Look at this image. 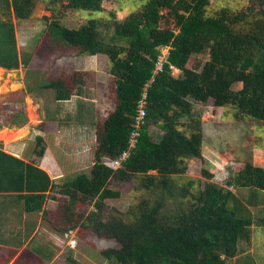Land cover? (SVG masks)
<instances>
[{
    "label": "trees",
    "instance_id": "1",
    "mask_svg": "<svg viewBox=\"0 0 264 264\" xmlns=\"http://www.w3.org/2000/svg\"><path fill=\"white\" fill-rule=\"evenodd\" d=\"M104 1L0 0V11H12L18 20L31 19L38 4H45L58 18L49 25L53 41L80 56L107 55L111 62L114 108L103 121H95L92 107L80 105L77 119L96 131L95 162L89 174L61 183L67 197L55 196L59 209L54 230L66 234L78 229L87 240L94 235L107 241L101 258L115 264H259L246 252L254 232H264V167L249 161L223 184L204 168L198 190L187 173L190 160L203 159L206 142L194 103L230 106L236 121L264 126V0H251L238 10L223 7L214 15L208 14L212 0H140V8L123 20L111 11L109 19L93 17L78 28L62 24L63 11L101 14ZM166 47L170 50L163 70L154 74ZM200 55L205 61L189 67ZM28 61L19 53L16 25L0 16V67L16 70ZM86 82V73L74 71L68 78L45 82L43 88L63 102L74 94L81 97ZM10 95L14 98L8 103L24 99L22 91ZM141 101L146 116L136 128ZM0 119L17 127L27 121L18 109L4 106ZM152 126L162 133L152 134ZM136 130L139 136L129 158L117 169L109 166L105 158L118 160ZM44 142L37 136L39 160L47 151ZM133 181L146 193L143 199L126 213L111 211L107 200L122 195L113 186ZM54 184L59 183L37 162L0 149V192L26 193L22 198L27 212L42 210L45 193ZM174 200L177 207L168 208Z\"/></svg>",
    "mask_w": 264,
    "mask_h": 264
},
{
    "label": "rangeland",
    "instance_id": "2",
    "mask_svg": "<svg viewBox=\"0 0 264 264\" xmlns=\"http://www.w3.org/2000/svg\"><path fill=\"white\" fill-rule=\"evenodd\" d=\"M250 1L212 0L208 14L214 15L223 7L238 10ZM141 5L140 0H106L101 14L92 13L91 16L90 12L86 11L65 10L61 22L69 28H78L93 17L109 19L111 11H115L118 18L123 20ZM52 14L45 9L43 3L38 4L29 20H18L12 11L9 14L4 13L3 9L0 11L2 19L11 20L16 25L19 53L22 59L29 60L28 65H21L19 69L0 70V105L14 98H11V93L22 91L23 101H18L17 105L11 101L9 107L18 109L27 119L22 126L15 127V132L5 134L0 141L3 143V149L4 143L14 142L21 152V158L43 166L45 158L39 160L35 149L37 136H44L47 159L51 164H59L64 171L56 178L52 175L54 182L61 184L66 178H72L79 173L89 174L95 162L96 131L90 124L77 119L80 105L89 110L92 107L95 121H103L114 108L115 100L111 90L112 77L109 75L111 62L107 55L80 56L74 49L53 41L49 25L58 18ZM169 50L170 47L162 48V59L169 56ZM204 61L203 55L196 56L190 60L189 67L195 68ZM74 71L86 73L87 82L82 88L81 97L74 94L71 100L60 102L56 101L53 90L43 88L45 82L60 76L68 78ZM174 72L176 76L180 75V71ZM240 87L241 85H236L235 89ZM194 105L197 115L203 120L206 138L203 159H192L188 163L187 177L196 180L195 189H199L198 182L204 183V168L214 173L216 182L223 184L231 172L249 161L264 167V126L249 120L236 121L235 109L230 106L214 108L198 103ZM43 125L45 129H41ZM8 127L7 124L0 123L2 130ZM151 133L161 134L162 131L159 127L152 126ZM15 150L11 151L16 153ZM105 161L114 169L118 168V164L110 162L108 158H105ZM137 184L138 182L133 181L119 188L113 186V189L120 190L122 195L118 199L107 200L108 208L115 213H126L129 207L137 205L143 199V194H146L138 189ZM177 204L178 200L171 201L168 208L174 209ZM90 211L91 209L87 213ZM92 239L96 242L100 240L94 235L91 236ZM108 245L110 244L107 241L102 242L103 248ZM247 249V254H251L259 264H264L263 229L254 232L253 243Z\"/></svg>",
    "mask_w": 264,
    "mask_h": 264
},
{
    "label": "crops",
    "instance_id": "3",
    "mask_svg": "<svg viewBox=\"0 0 264 264\" xmlns=\"http://www.w3.org/2000/svg\"><path fill=\"white\" fill-rule=\"evenodd\" d=\"M17 104L19 103L16 102ZM9 105L8 102H3L0 110L2 106ZM0 123L9 126L4 130L0 128V140L5 134L15 132L16 126L10 125V122L0 119ZM2 144L0 141L3 152L24 160L14 142L4 143V149ZM8 149H16V153ZM47 157L45 154L42 158L45 161L40 168L54 181L52 175L56 178L64 171L59 164H51ZM54 185L45 193L47 197L42 210L34 213L26 211V200L22 198L26 193L10 189L0 192V264H115L102 260L100 251L103 241L87 240L78 229L66 234L54 230L53 221L59 209L55 196L67 197L62 193L64 184Z\"/></svg>",
    "mask_w": 264,
    "mask_h": 264
},
{
    "label": "built area",
    "instance_id": "4",
    "mask_svg": "<svg viewBox=\"0 0 264 264\" xmlns=\"http://www.w3.org/2000/svg\"><path fill=\"white\" fill-rule=\"evenodd\" d=\"M162 55H161V57H162ZM161 57L159 59V62L156 65V70H155L154 74H157V73L161 72L163 70L164 63L167 61V57H165L164 59H162ZM171 68L174 71L176 70V68L173 67V66ZM153 81H154V77L150 80L149 85ZM144 97H145V95H143V98ZM139 108H140L139 109V114H138V117L136 119V125H135L136 128H139L141 122L144 120V118L146 116V112H145V109H144V101H141ZM138 136H139V133H138L137 130L132 132L131 137H130V142H129V148L123 152L122 156L118 160H114L113 161L114 163L118 164V168L121 166V164L124 161H126L129 158V156L131 154V149L136 146Z\"/></svg>",
    "mask_w": 264,
    "mask_h": 264
},
{
    "label": "bare ground",
    "instance_id": "5",
    "mask_svg": "<svg viewBox=\"0 0 264 264\" xmlns=\"http://www.w3.org/2000/svg\"><path fill=\"white\" fill-rule=\"evenodd\" d=\"M0 70H1V68H0Z\"/></svg>",
    "mask_w": 264,
    "mask_h": 264
},
{
    "label": "clouds",
    "instance_id": "6",
    "mask_svg": "<svg viewBox=\"0 0 264 264\" xmlns=\"http://www.w3.org/2000/svg\"><path fill=\"white\" fill-rule=\"evenodd\" d=\"M177 70V69H176Z\"/></svg>",
    "mask_w": 264,
    "mask_h": 264
}]
</instances>
